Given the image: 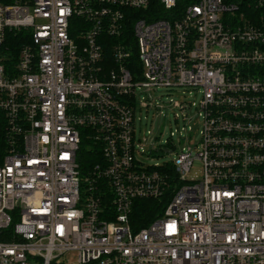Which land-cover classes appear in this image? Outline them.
Returning a JSON list of instances; mask_svg holds the SVG:
<instances>
[{"label":"built area","instance_id":"1","mask_svg":"<svg viewBox=\"0 0 264 264\" xmlns=\"http://www.w3.org/2000/svg\"><path fill=\"white\" fill-rule=\"evenodd\" d=\"M160 88L199 100L162 107ZM168 109L181 122L168 140L142 134ZM84 140L104 160L82 177ZM173 186L134 232V202ZM71 252L78 264H264V0H0V264Z\"/></svg>","mask_w":264,"mask_h":264},{"label":"trees","instance_id":"2","mask_svg":"<svg viewBox=\"0 0 264 264\" xmlns=\"http://www.w3.org/2000/svg\"><path fill=\"white\" fill-rule=\"evenodd\" d=\"M140 13V12H139ZM153 19H164L166 14L160 11V6L157 4V16ZM129 41L133 44L131 49L130 59V71H133L140 65L138 50L135 43V38L132 35V31L129 32ZM135 43V44H134ZM110 54V52H109ZM80 170L82 177H85L90 173L98 163L103 162L104 157L100 148L94 147V144L90 141L84 140L80 150ZM169 176L173 181V184L177 181V175L174 169H168ZM174 186L170 188L161 199H139L134 202L132 215L130 217V224L134 232H139L141 229L150 226L156 219L164 214L166 207L168 206L173 196Z\"/></svg>","mask_w":264,"mask_h":264},{"label":"rangeland","instance_id":"3","mask_svg":"<svg viewBox=\"0 0 264 264\" xmlns=\"http://www.w3.org/2000/svg\"><path fill=\"white\" fill-rule=\"evenodd\" d=\"M184 91L186 92V94H183ZM146 96L147 95L145 93H141V92L139 93V98L146 97ZM155 96L157 97V101L159 102V105L162 107L170 103V101H172L173 103H179L182 101L197 102L199 100V97L195 96L194 94H189V91L185 89L170 91L169 89L160 88L157 90V92H155ZM145 112L146 110H144L141 115H139L140 113L138 115L145 117L146 115ZM164 112L167 118H164V117L160 119L156 118L153 120L152 123L148 122L147 125H145V122H144L142 134L146 136L147 135L146 132L148 130H151L153 134H157V135L161 134L162 142L168 140V138L170 137V133L176 130L181 125V122L177 124L174 118V114L178 113V111L168 109ZM192 113L193 115H195V111H193ZM151 119L152 118H150V120ZM195 121L196 122L191 124L192 130L188 132V139L190 138V135H193V137L190 139L192 147H195L197 144H199V140H200L199 129L201 125L197 119ZM174 143L178 144V135L175 136ZM176 157H177V152H174L172 155L164 156L161 160H157L156 162L154 161L151 163H161L162 164ZM201 166L202 164L200 162L195 163L194 170L190 174L189 179H197L201 176V172H200ZM54 264H78V254L76 252L68 253L62 256L60 259H58V261L55 262Z\"/></svg>","mask_w":264,"mask_h":264}]
</instances>
